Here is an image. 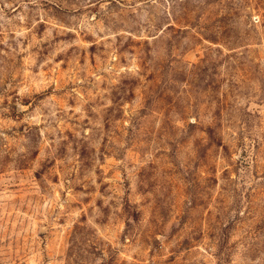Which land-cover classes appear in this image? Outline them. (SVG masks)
<instances>
[{
  "label": "rangeland",
  "instance_id": "374dc122",
  "mask_svg": "<svg viewBox=\"0 0 264 264\" xmlns=\"http://www.w3.org/2000/svg\"><path fill=\"white\" fill-rule=\"evenodd\" d=\"M0 264H264V0H0Z\"/></svg>",
  "mask_w": 264,
  "mask_h": 264
}]
</instances>
